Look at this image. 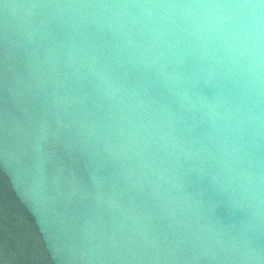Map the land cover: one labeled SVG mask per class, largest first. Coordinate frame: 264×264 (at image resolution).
<instances>
[{
  "label": "clouds",
  "instance_id": "1",
  "mask_svg": "<svg viewBox=\"0 0 264 264\" xmlns=\"http://www.w3.org/2000/svg\"><path fill=\"white\" fill-rule=\"evenodd\" d=\"M0 14L40 46L61 33L36 82L57 108L103 113L80 120V143L114 165L142 264H264V0H0Z\"/></svg>",
  "mask_w": 264,
  "mask_h": 264
},
{
  "label": "water",
  "instance_id": "2",
  "mask_svg": "<svg viewBox=\"0 0 264 264\" xmlns=\"http://www.w3.org/2000/svg\"><path fill=\"white\" fill-rule=\"evenodd\" d=\"M61 39L54 29L40 46L27 22L0 14V264H142L110 188L114 165L80 143V120L102 123L103 113L88 101L57 108L53 85L36 82L37 62L50 68L46 47Z\"/></svg>",
  "mask_w": 264,
  "mask_h": 264
}]
</instances>
